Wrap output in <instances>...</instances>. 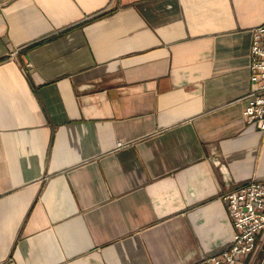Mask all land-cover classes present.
Wrapping results in <instances>:
<instances>
[{"label":"crops","instance_id":"1","mask_svg":"<svg viewBox=\"0 0 264 264\" xmlns=\"http://www.w3.org/2000/svg\"><path fill=\"white\" fill-rule=\"evenodd\" d=\"M263 21L264 0H0V264H208L220 196L264 178L242 115Z\"/></svg>","mask_w":264,"mask_h":264},{"label":"built area","instance_id":"2","mask_svg":"<svg viewBox=\"0 0 264 264\" xmlns=\"http://www.w3.org/2000/svg\"><path fill=\"white\" fill-rule=\"evenodd\" d=\"M250 91L242 115L264 133V21L251 29L249 43ZM232 226L229 244L204 258L208 264H239L254 247L256 234L264 230V178H252L220 196Z\"/></svg>","mask_w":264,"mask_h":264},{"label":"rangeland","instance_id":"3","mask_svg":"<svg viewBox=\"0 0 264 264\" xmlns=\"http://www.w3.org/2000/svg\"><path fill=\"white\" fill-rule=\"evenodd\" d=\"M264 231V230H263Z\"/></svg>","mask_w":264,"mask_h":264}]
</instances>
